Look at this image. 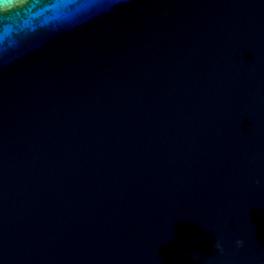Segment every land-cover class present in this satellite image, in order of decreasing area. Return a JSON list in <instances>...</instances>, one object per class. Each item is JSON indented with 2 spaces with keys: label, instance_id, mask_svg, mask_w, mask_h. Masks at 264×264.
Returning a JSON list of instances; mask_svg holds the SVG:
<instances>
[{
  "label": "water",
  "instance_id": "95a60500",
  "mask_svg": "<svg viewBox=\"0 0 264 264\" xmlns=\"http://www.w3.org/2000/svg\"><path fill=\"white\" fill-rule=\"evenodd\" d=\"M0 264H264V0H3Z\"/></svg>",
  "mask_w": 264,
  "mask_h": 264
},
{
  "label": "clouds",
  "instance_id": "9594fccd",
  "mask_svg": "<svg viewBox=\"0 0 264 264\" xmlns=\"http://www.w3.org/2000/svg\"><path fill=\"white\" fill-rule=\"evenodd\" d=\"M2 3H3V0H0V5H2ZM243 244H244V241H243V240H237V241H236V245H237L238 247H242ZM215 247H216L217 249H219L220 251H223V245H222V243H221L220 241H217V242H216Z\"/></svg>",
  "mask_w": 264,
  "mask_h": 264
}]
</instances>
